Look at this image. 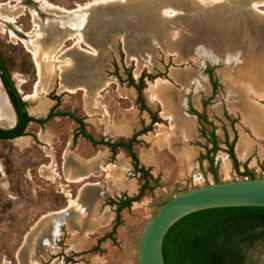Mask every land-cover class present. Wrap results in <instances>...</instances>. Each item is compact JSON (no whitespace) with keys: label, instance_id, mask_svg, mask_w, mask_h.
Segmentation results:
<instances>
[{"label":"rangeland","instance_id":"374dc122","mask_svg":"<svg viewBox=\"0 0 264 264\" xmlns=\"http://www.w3.org/2000/svg\"><path fill=\"white\" fill-rule=\"evenodd\" d=\"M42 1L0 0V58L25 112L69 113L95 141L139 132L132 149L146 173L134 172L123 149L89 142L67 115L29 122L22 138L0 140V264H112L99 238L112 226L116 200L134 196L143 182L142 196L116 221H136L137 236L178 192L250 178L245 169L264 177V86L239 85L234 78L243 71L233 72L258 55L264 65V0H117L89 8L100 0H46L67 11L83 8L72 14ZM163 7L177 14L166 18ZM240 16L230 28L247 36L227 33L219 42L220 30ZM203 50L223 58L209 61ZM51 52L58 63L43 57ZM139 77L145 109L129 83ZM256 119L259 131L246 125ZM242 134L255 142L245 159L234 151ZM244 263L264 264V232L244 249Z\"/></svg>","mask_w":264,"mask_h":264},{"label":"trees","instance_id":"16d2710c","mask_svg":"<svg viewBox=\"0 0 264 264\" xmlns=\"http://www.w3.org/2000/svg\"><path fill=\"white\" fill-rule=\"evenodd\" d=\"M142 78L134 83L130 80L136 92V98L143 109L141 102ZM1 83L5 88L6 94L13 106L17 117L22 120L11 129L0 130V138H8L20 135L25 124L29 121L43 123L53 115H68L79 124V133L93 144H102L115 152L116 148L123 149L133 162L134 172L142 175L146 169L140 166L138 159L133 152L132 145L136 142V135L133 133L130 137L120 138L116 141L98 140L95 141L83 129V123L80 118L74 117L69 113H49L44 118H34L26 114L25 110L19 108L24 105L20 100L15 88L10 80L1 78ZM156 121L151 116V122ZM215 136L210 133L212 142L211 150H215ZM228 155L231 159L232 167L238 171L237 161L232 153L231 144L228 146ZM209 164L212 159L207 156ZM243 174H251L244 170ZM144 177V176H142ZM146 188V181L138 186L137 193L134 196L126 197L123 200H117L115 208V223L118 218V211L127 207L131 201H137ZM264 232V207L260 206H237V207H218L202 209L186 214L173 222L163 235L161 241V256L163 264H245L244 249L248 246L252 237Z\"/></svg>","mask_w":264,"mask_h":264},{"label":"water","instance_id":"95a60500","mask_svg":"<svg viewBox=\"0 0 264 264\" xmlns=\"http://www.w3.org/2000/svg\"><path fill=\"white\" fill-rule=\"evenodd\" d=\"M237 206L264 207V177L215 182L170 196L140 231L136 243L138 264H163V235L180 217L202 209Z\"/></svg>","mask_w":264,"mask_h":264},{"label":"crops","instance_id":"0c3cea01","mask_svg":"<svg viewBox=\"0 0 264 264\" xmlns=\"http://www.w3.org/2000/svg\"><path fill=\"white\" fill-rule=\"evenodd\" d=\"M243 16L246 18L245 15H243ZM243 16H240L239 19H236V18H233V19L230 18L229 19V21H232L230 24H228L229 29L225 28L223 30L222 29L220 30L219 37H218L219 42H226L227 41V40L224 41L223 39H221L223 37L228 36L227 33H231V34L233 33V35L239 36L240 38L247 36L248 31L246 29L241 28V30H238L240 33V35H239L238 33L234 32V31H237V30H235L237 28H234V29L230 28L231 26H234L235 20H237V21L242 20ZM238 25H240V24H238ZM231 34H229V36ZM220 51L222 52L223 50H220ZM202 52L204 55L206 54L207 57H205V59H207L209 61H214V60L216 61L219 58L220 59L223 58L220 56L221 55L220 53H209L208 51H205V50H203ZM256 53H258V52H256ZM260 53H261V51H260ZM225 56H227V55H225ZM228 58L230 59L231 57L229 56ZM246 61L247 62H245L243 67H241V68L235 67L234 68L233 72H236L239 70L243 71L242 75L238 79L234 78V81L236 83H238L239 85H244L245 87L252 86V88L254 90L259 91L260 88L264 86V65L259 62L260 61L259 55L256 57V59L255 58L253 59L251 57L249 60H246ZM0 87L3 91V93L5 94V91H4L3 87L1 86V83H0ZM242 94L244 95V93H242ZM5 95H4V97H5V100H6L8 107L10 108L12 120L8 124L9 126L8 125H0V128H4V129L12 127L15 123V117H14L12 106H11L7 96H5ZM243 107H244V110H246L247 103ZM258 122L259 121L257 119L255 121L248 120L246 125L250 126V127L253 126L254 129H256L259 126H263L262 124H260V122L258 124ZM259 129L261 130V128L259 127L257 131H259ZM22 137L23 136L16 137V138H14V140L18 139V138H22ZM240 139H244L245 141H240ZM254 148H255V142H254V140L250 139L248 136L242 134V135H239L237 137L235 145H234V151H235V154L237 157H239L241 159L247 158L250 155V153L253 151ZM75 198L77 199L78 196H76ZM116 202H117V200H116ZM131 202H133V201H131ZM88 203L94 204L95 199H92V197L89 196L88 197ZM66 207H64V208H66ZM81 208H82V206H81ZM126 208L127 207L121 208L118 211V213L122 209H126ZM114 219H115V216H114ZM114 219L112 221V226L110 227L109 232L108 233L105 232L99 238V243L103 242V246H100V247H107V249H108V252L106 253L107 255L106 254L103 255L104 260L106 259L105 261H109L112 264H138L137 253H136V243H137V239L139 236V235L137 236V233H136L137 228H138L137 222L136 221L135 222L125 221V222H123V224L122 223L117 224V223H115Z\"/></svg>","mask_w":264,"mask_h":264},{"label":"bare ground","instance_id":"6f19581e","mask_svg":"<svg viewBox=\"0 0 264 264\" xmlns=\"http://www.w3.org/2000/svg\"><path fill=\"white\" fill-rule=\"evenodd\" d=\"M107 1H109V2H111V1H117V0H100V1H98V2H92V3H90V4H88V5H86V7L85 8H89V7H91V5H96V4H99V3H104V2H107ZM121 1V0H120ZM199 2H204V0H198ZM41 2V1H40ZM168 2H171V1H169V0H156V3L157 4H159V5H166ZM205 2H206V0H205ZM42 3H43V5L46 7V8H48V9H51V10H53V9H56V10H59V11H61V12H63V13H74V12H78V11H81L83 8L82 7H78L77 9H74V10H69V11H67V10H64V9H61L60 7H57V6H54V5H51V4H49L46 0H43L42 1ZM173 3V2H172ZM263 5H264V3H263ZM254 6H257V4L255 5L254 4ZM42 7V6H41ZM253 7V6H252ZM254 8V7H253ZM161 12H162V14L166 17V18H170V17H172V16H174V15H176L177 14V11H175V10H173L172 8H170V7H163V8H161ZM6 18H8V17H6ZM6 20V19H5ZM8 20H11V19H8ZM12 21V20H11ZM9 26V25H8ZM17 34H18V36L20 37V38H22L23 36H24V34L23 33H21V32H16ZM10 35L11 36H13V37H15V35L13 34V33H10ZM75 37H76V42H75V44L74 45H76L77 47H78V49L79 50H83L82 48H81V46H79V43H81V42H83V40L81 39V37H80V35H78V34H76L75 35ZM15 40V39H14ZM81 45V44H80ZM39 50V49H38ZM32 53H33V56L34 57H36V52H34V50H32ZM56 54H55V52H51L49 55L48 54H44V58H46V57H51L52 58V60L55 62V63H58L59 61L57 60V59H54L56 56H55ZM41 67L39 66V78L41 77ZM56 71H61V68H60V66H57V70ZM20 84V83H19ZM107 84V83H106ZM21 88V87H20ZM81 88V87H80ZM68 91H70V92H72V89L71 90H68ZM19 92V91H18ZM4 93H3V91H2V89L0 88V125H8L10 122H11V120H12V115H11V111H10V108L8 107V105H7V103H6V100H5V97H4ZM6 96V95H5ZM153 96H155V94L153 95ZM24 97H31V96H29V95H24ZM12 110V109H11ZM39 110H41V109H39ZM39 110H35V112H38ZM170 117V116H169ZM9 126V125H8ZM7 127V126H6ZM243 146V145H242ZM81 180H83V178L82 177H79V178H77L76 179V181L75 182H78V181H81ZM70 207H68V208H65V209H63V210H61L60 212H58V213H54V214H59V213H62V212H65L67 209H69ZM80 211H81V209H79ZM53 215V214H52Z\"/></svg>","mask_w":264,"mask_h":264},{"label":"flooded vegetation","instance_id":"af4514ba","mask_svg":"<svg viewBox=\"0 0 264 264\" xmlns=\"http://www.w3.org/2000/svg\"><path fill=\"white\" fill-rule=\"evenodd\" d=\"M1 78H3L4 80H6V79H8V80H10V77H9V74H8V72H7V70H6V67H5V64L3 63V61L1 60V58H0V83H1ZM11 81V80H10ZM1 86L3 87V85H2V83H1ZM3 89H4V91H5V88L3 87ZM5 94H6V91H5ZM6 96H7V94H6ZM7 98H8V96H7ZM20 98V97H19ZM8 100H9V98H8ZM21 100V99H20ZM22 101V100H21ZM9 102H10V100H9ZM23 102V101H22ZM10 104H11V102H10ZM11 106H12V104H11ZM24 105L22 106V107H20L19 108V110L20 111H24ZM12 109H13V106H12ZM13 113H14V117H15V123H14V125L12 126V127H10V128H6V129H4V128H0V130H7V129H11V128H13L17 123H18V125L19 124H21V122H22V120L20 119V118H18L17 117V114L15 113V111H14V109H13ZM49 113V110H48V112L46 113V115ZM51 113H52V110H51ZM58 113V112H57ZM27 114V113H26ZM28 115V114H27ZM46 115L44 116V117H46ZM68 116V115H67ZM43 117V118H44ZM50 119V118H49ZM49 119H47L46 121H48ZM45 121V122H46ZM29 122H32V121H29ZM29 122H27L26 124H25V126H24V128H23V130H22V132H21V134L20 135H16V136H13V137H8V138H0V140H6V141H10V140H12V139H14V138H16V137H19V136H22V135H24V133H25V130H26V125L29 123ZM45 122H43V123H36V124H38V125H42V124H44ZM33 123H35V122H33ZM78 124V123H77ZM78 127H79V124H78Z\"/></svg>","mask_w":264,"mask_h":264}]
</instances>
